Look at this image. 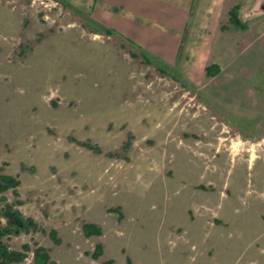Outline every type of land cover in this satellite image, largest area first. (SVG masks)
<instances>
[{
    "label": "rangeland",
    "instance_id": "rangeland-1",
    "mask_svg": "<svg viewBox=\"0 0 264 264\" xmlns=\"http://www.w3.org/2000/svg\"><path fill=\"white\" fill-rule=\"evenodd\" d=\"M213 8L170 65L65 0H0V227L38 224L11 264H264V0Z\"/></svg>",
    "mask_w": 264,
    "mask_h": 264
},
{
    "label": "crops",
    "instance_id": "crops-1",
    "mask_svg": "<svg viewBox=\"0 0 264 264\" xmlns=\"http://www.w3.org/2000/svg\"><path fill=\"white\" fill-rule=\"evenodd\" d=\"M65 1L91 13L120 37L170 65L178 61L186 31V57L195 53L194 45L203 44L206 23L215 12V0Z\"/></svg>",
    "mask_w": 264,
    "mask_h": 264
},
{
    "label": "trees",
    "instance_id": "trees-1",
    "mask_svg": "<svg viewBox=\"0 0 264 264\" xmlns=\"http://www.w3.org/2000/svg\"><path fill=\"white\" fill-rule=\"evenodd\" d=\"M236 12H237V8L235 7L234 10L231 11L232 21L238 26L240 25L241 27H245L241 23V20L238 18ZM182 50H183V45L180 48V55L182 53ZM209 69L210 66L206 67L207 74L215 73L214 71L212 72ZM19 184L20 181L17 180L15 177L11 175L0 174V192H5L10 188H16ZM3 216L7 220V225L0 227V264H11L13 262H21L27 257L26 254L23 252L10 251L8 247L4 244L3 237L11 234H19L21 232H30L31 230L34 231L38 229V224L34 221V219L25 217L22 212H20L18 209L13 208V206L9 204H7L5 209L3 210ZM84 229L86 234L89 236L93 234L101 233L100 228L94 224L87 223L84 225ZM52 236L55 238L56 242H59L55 230L52 231ZM24 247L26 248V250L28 251L30 250L29 245L25 244ZM33 252H34L35 264L53 263L51 260V255L47 248L43 246H38L33 250ZM101 253H102V248L101 246L98 245L97 252L96 254H94V256L99 257Z\"/></svg>",
    "mask_w": 264,
    "mask_h": 264
}]
</instances>
